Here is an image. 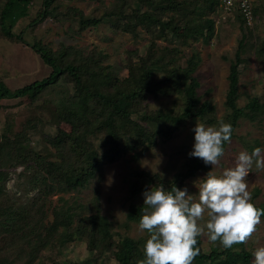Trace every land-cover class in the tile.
<instances>
[{
  "label": "trees",
  "instance_id": "trees-1",
  "mask_svg": "<svg viewBox=\"0 0 264 264\" xmlns=\"http://www.w3.org/2000/svg\"><path fill=\"white\" fill-rule=\"evenodd\" d=\"M221 2L222 0H112L106 5L101 0L102 6L97 9V16L79 19L81 30L97 27L102 23L119 30L124 23L123 17L127 14L134 34L138 28V19L146 17L151 22L148 29V49L142 56L136 53L138 59L129 62L126 77L119 76L111 65L104 63L105 54L101 51L94 50L83 55L81 62L75 65L72 63L73 47L61 46L58 50H53L50 44L40 41L33 48L52 67L50 76L13 94L0 81V101L11 98L17 100L30 95L41 102L44 112L36 109L38 114L35 117L49 129L56 128L58 139L56 146L43 142V148L37 150L21 138L20 131L15 130L14 126L5 127L4 132L0 133V199L5 201V206L0 208V215L5 216V220L0 222V264H36L38 255L62 231H67L74 238L86 240L88 249L92 252L111 250L116 264H137L144 259L146 232L138 239L125 234L116 242L112 240L114 223L107 216L100 211L83 215L78 211L77 202L70 204L65 195L59 197L60 204L52 210V220L47 224L43 222L38 232L33 225L24 228L16 221L24 218L22 212L26 206L23 201L28 199L32 207L36 204L43 207L42 197L85 188L95 174L101 172L105 160H115L129 151L155 148L159 141L171 139L190 120L215 123L212 118L214 107L209 102L201 103L196 91L199 83L192 75L200 63V54L194 52L189 57L182 47L159 48L157 40L167 39L170 35L188 46L200 38L210 39L215 22L209 19V25L204 26L201 16L218 10ZM32 4L33 0H0V38L17 41L13 28L18 19L28 13ZM53 4L54 0H44L32 25L38 21L43 22L50 16L59 17L63 13ZM254 12L257 18L256 8ZM238 16L244 23L241 15ZM192 21L196 23V27L191 34L182 33V29L188 28ZM181 68L185 71L184 77H181ZM239 75V64L233 62L228 92L232 114L226 117L233 129L240 115L244 114L235 100ZM146 79L149 83H146ZM170 95L183 99L180 111L173 108H150L149 98ZM32 105L30 102L27 106L30 108ZM259 106L254 100L247 105L251 110ZM116 117L122 120L121 124L117 123ZM63 122L70 126L69 130L55 126ZM132 131L136 134L133 135ZM141 151L136 153H142ZM192 151L193 148L188 152L184 169L176 172L170 179L164 180L158 174L148 171L136 174L138 179L131 187L133 202L127 213V223L139 224L144 206L143 192L146 189L155 185L164 186L166 190L174 186L182 189L187 179L194 177L199 171L207 172L211 169V165H205L201 159L190 156ZM19 166L24 167V172L18 176H24L30 188L26 184L18 185L21 195L13 198L6 192V183L12 169ZM32 192H36V195L31 197ZM259 192L257 189L256 194ZM141 197L143 199L139 203L135 202ZM10 201L12 204H7ZM252 202L258 209L264 210V203L256 204L254 199ZM95 205L99 209L98 198H95ZM14 206L18 208L14 210ZM36 212L39 214L38 221L47 218V211L39 209ZM59 240L64 247L67 242L65 238L60 236ZM247 245L248 242L225 249L217 242L206 248L200 236L196 245L200 253L193 264H250L253 256Z\"/></svg>",
  "mask_w": 264,
  "mask_h": 264
},
{
  "label": "rangeland",
  "instance_id": "rangeland-1",
  "mask_svg": "<svg viewBox=\"0 0 264 264\" xmlns=\"http://www.w3.org/2000/svg\"><path fill=\"white\" fill-rule=\"evenodd\" d=\"M103 1L109 5L112 0ZM43 2L44 0H33L28 13L18 19L13 28V35L17 41L0 38V81L10 94L28 85L41 82L52 73V67L45 63L33 48L40 41L50 44L53 50H58L61 46L73 47L72 63L75 65L81 62L83 55L94 50L101 51L105 54L104 63L111 65L121 77L128 75L127 66L130 61L138 59L136 53L142 56L148 49V29L151 22L146 17L137 20L136 36L131 31L132 25L128 20V14L123 17L124 23L119 30H115L107 23L81 30L79 19L97 16L96 13L99 11L97 9L102 6L101 0H54L53 6L62 10L63 13L59 17L50 16L43 22L38 21L32 25V20L37 17ZM253 7L256 8L258 17H255L250 27L240 20L238 11L226 13L221 4L218 10L201 16V23L204 26L209 25V19L215 22L214 33L210 39L200 38L188 46L179 43L170 35L167 39L157 40L159 48L182 47L189 57L194 52L200 54V63L192 75L199 83L196 91L201 98V103L209 102L214 107L212 118L215 123L199 120L206 125H215L221 120L231 124L226 119L228 114H232L228 100L229 75L231 64L233 62L239 64L240 75L235 100L237 107L243 109L242 112L245 115H240L233 129L231 141L224 145L225 154L220 164L214 169L217 174L224 168L234 167L239 152L251 153L257 147L264 149V0H253ZM194 27L196 23L192 21L188 28L182 29V33L191 34ZM182 66L184 67V64ZM180 74L181 77L185 76L182 68ZM146 83H149L148 79ZM45 96H47L46 93ZM253 100L260 106L251 110L247 105ZM30 102L33 105L29 108L27 105ZM182 105L183 99L173 95L149 98V106L152 109L173 108L180 111ZM36 109L42 113L44 105L30 95L17 100L11 98L0 101V133L4 132L5 127L14 126L15 130L20 131L21 138L37 150H41L46 143L52 147L56 146L58 144L56 128L49 129L44 122L43 124L38 122L35 117L36 113L38 114ZM116 121L118 124L122 123V120L117 117ZM196 122V120L188 121L171 139L168 141L162 139L155 148L147 151H141V149L129 151L115 160H105L101 172H97L85 188L65 194L56 192L48 197H42L43 207L39 204L32 207L28 199L23 201L26 206L22 212L24 218L16 222L24 228L33 225L38 232L43 222L47 224L52 220V210L60 204L59 197L65 195L70 204L77 202L78 211L81 214L91 215L100 211L102 215L107 216L114 223L112 240L117 242L125 234L131 238H140L145 232L139 230V224L127 223V213L133 202L131 187L138 179L136 174L139 171H148L167 180L176 172L183 170L188 152L192 150L195 143L193 129ZM55 126L65 130L70 129L65 122ZM132 134L135 135L136 132L132 131ZM45 136L48 137L45 139ZM140 151L142 153H136ZM23 169V166H19L10 172L6 183V192L10 197L21 195L22 191L18 185L27 182L24 176H18L19 173L24 172ZM211 170L212 167L209 171ZM209 171H199L194 177L187 179L181 190L187 188L189 194L195 195L198 189L194 182L204 177ZM246 183L254 202L264 203V170H257L253 166L246 177ZM26 186L29 187L27 184ZM257 189L260 190L258 194H256ZM34 195L36 192H32L30 196ZM95 198H98L99 209L96 208ZM141 199L143 198L135 202L139 203ZM11 201L7 204H12ZM4 206L5 201L1 198L0 208ZM17 208L14 206V210ZM39 209L47 211V218L44 217L38 221L39 214L36 210ZM4 220L5 216L0 215V222ZM62 230L61 228L60 231ZM66 232L62 231L53 237V241L38 255L36 264H116L111 250L92 252L88 249L86 240L74 238ZM60 236L67 241L64 247L59 243ZM201 237L204 247L213 245L206 236ZM247 242V249L251 253L257 247L264 246L263 216L256 226L255 233ZM239 264L244 263L239 262Z\"/></svg>",
  "mask_w": 264,
  "mask_h": 264
},
{
  "label": "clouds",
  "instance_id": "clouds-1",
  "mask_svg": "<svg viewBox=\"0 0 264 264\" xmlns=\"http://www.w3.org/2000/svg\"><path fill=\"white\" fill-rule=\"evenodd\" d=\"M193 131L195 143L189 155L211 165L212 170L194 182L195 195L187 188L166 190L158 185L143 192L138 227L147 238L144 259L137 264H193L200 253L198 237L206 236L213 244L231 249L247 243L264 216V210L252 202L246 183L253 166L264 170V149L239 152L235 166L217 174L214 169L225 154V143L231 141L232 125L223 120L215 125L197 120ZM252 256V264H264V246L257 247Z\"/></svg>",
  "mask_w": 264,
  "mask_h": 264
},
{
  "label": "built area",
  "instance_id": "built-area-1",
  "mask_svg": "<svg viewBox=\"0 0 264 264\" xmlns=\"http://www.w3.org/2000/svg\"><path fill=\"white\" fill-rule=\"evenodd\" d=\"M222 8L226 13L238 11L243 18L244 24L252 26L255 21L253 0H222Z\"/></svg>",
  "mask_w": 264,
  "mask_h": 264
}]
</instances>
